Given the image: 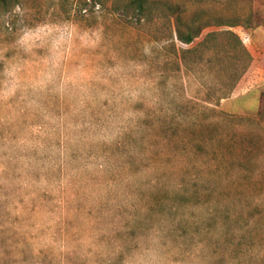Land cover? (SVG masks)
I'll use <instances>...</instances> for the list:
<instances>
[{
	"label": "rangeland",
	"instance_id": "374dc122",
	"mask_svg": "<svg viewBox=\"0 0 264 264\" xmlns=\"http://www.w3.org/2000/svg\"><path fill=\"white\" fill-rule=\"evenodd\" d=\"M113 1L0 6V264H123L127 240L264 264V117L258 93L228 101L252 63L229 34L261 52L264 0ZM171 6L205 26L190 46Z\"/></svg>",
	"mask_w": 264,
	"mask_h": 264
},
{
	"label": "trees",
	"instance_id": "16d2710c",
	"mask_svg": "<svg viewBox=\"0 0 264 264\" xmlns=\"http://www.w3.org/2000/svg\"><path fill=\"white\" fill-rule=\"evenodd\" d=\"M91 1L94 3V6H99V10L101 12L113 8L112 5L115 6V2L113 0H91ZM17 2L18 0H0V6L7 8L9 6L16 5ZM158 6L159 4L157 0H127V3L122 8V12L124 14L133 12L134 14H137L139 16L142 17L144 16V18H148L153 13V10H156ZM169 11L172 19V27L176 36V40L185 46H190L200 36L205 26L203 24L197 25L194 20H185L182 14L180 13V11L178 10V8L174 6H171L169 8ZM261 26L262 25H256V28ZM228 27L229 28L242 27L245 31H250V32L253 31L254 29L249 25L244 26L238 24L237 22L229 24ZM229 35L235 39L236 43L242 48V50L244 51L245 55L247 56L248 60L251 63L252 57L249 54V52L244 48L239 38L231 33ZM192 52L193 50L191 49L181 50L182 61H185L186 56L191 54ZM246 71L247 69L245 70V72ZM257 116L260 119L264 117V93H262L259 97Z\"/></svg>",
	"mask_w": 264,
	"mask_h": 264
},
{
	"label": "crops",
	"instance_id": "0c3cea01",
	"mask_svg": "<svg viewBox=\"0 0 264 264\" xmlns=\"http://www.w3.org/2000/svg\"><path fill=\"white\" fill-rule=\"evenodd\" d=\"M264 31V28L262 29ZM247 36L253 32V31H246ZM252 57V63L250 67L248 68V71L244 73V75L239 80V83L237 85V88L235 89L232 97L228 99L230 101L232 98H235L237 96H245L250 95L253 93H258V101L261 93L254 92V89H259L260 87H264V49L256 53V51L252 54H250ZM260 67V65H262ZM256 65L259 66V68L256 67ZM261 82V84H257Z\"/></svg>",
	"mask_w": 264,
	"mask_h": 264
},
{
	"label": "clouds",
	"instance_id": "9594fccd",
	"mask_svg": "<svg viewBox=\"0 0 264 264\" xmlns=\"http://www.w3.org/2000/svg\"><path fill=\"white\" fill-rule=\"evenodd\" d=\"M140 243L136 240H127L124 245L117 243V246L112 250L111 255L115 257L119 253L126 255L123 264H163L162 248H156L152 252H145L144 245L141 244L139 249L133 246ZM126 245V246H125ZM105 245H101V252L104 254ZM126 249H132L130 252Z\"/></svg>",
	"mask_w": 264,
	"mask_h": 264
}]
</instances>
